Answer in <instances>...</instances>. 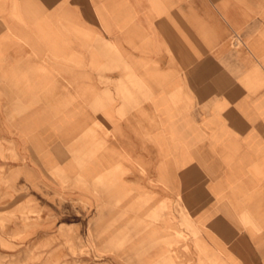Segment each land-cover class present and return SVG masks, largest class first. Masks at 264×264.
I'll return each instance as SVG.
<instances>
[{"label":"rangeland","instance_id":"rangeland-1","mask_svg":"<svg viewBox=\"0 0 264 264\" xmlns=\"http://www.w3.org/2000/svg\"><path fill=\"white\" fill-rule=\"evenodd\" d=\"M105 2L0 0V264H185L199 244L178 178L148 170L165 162L97 122L116 103L104 74L126 72L123 103L128 84L147 88L105 32L120 9Z\"/></svg>","mask_w":264,"mask_h":264},{"label":"crops","instance_id":"crops-1","mask_svg":"<svg viewBox=\"0 0 264 264\" xmlns=\"http://www.w3.org/2000/svg\"><path fill=\"white\" fill-rule=\"evenodd\" d=\"M103 6L120 9L107 31L98 27L147 88L128 84L134 100L123 103L115 87L126 72L104 74L116 103L97 122L128 130L120 143L136 158L165 162L151 175L178 178L199 240L181 251L185 264H264V0Z\"/></svg>","mask_w":264,"mask_h":264}]
</instances>
